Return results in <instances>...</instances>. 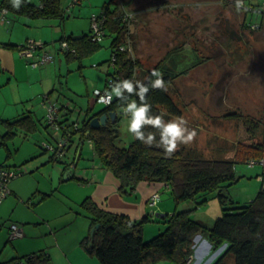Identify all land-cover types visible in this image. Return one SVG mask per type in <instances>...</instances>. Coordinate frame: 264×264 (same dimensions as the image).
<instances>
[{
    "label": "rangeland",
    "instance_id": "rangeland-1",
    "mask_svg": "<svg viewBox=\"0 0 264 264\" xmlns=\"http://www.w3.org/2000/svg\"><path fill=\"white\" fill-rule=\"evenodd\" d=\"M29 1L39 3V0ZM106 1L109 0H82L72 5L71 0H63V6H69L64 18L20 15L13 18L10 27L7 23L0 24V40H14L24 46L35 41L55 56L53 62L35 67L16 49V70L0 75V133L6 130L1 119L13 120L32 113L36 121L33 131L16 129L15 135L0 145V165L20 167L24 172L7 181L9 192L0 202V262L46 248L55 264H63L67 259L65 250L73 251L81 245L85 250L82 241L90 233V218L81 203L88 195V187L79 184V177L92 181L103 169L88 139L73 165V178L64 180L63 161L70 160L69 154L64 160L44 163L51 152L41 144H55L56 132L47 126L48 109L43 101L47 96L57 106L68 104L72 122L93 106L95 88L107 90L108 72L113 71L111 36H103L101 46L78 58L66 57L60 39L90 31L93 16L99 15ZM161 4L162 1L137 0L128 10H133L131 31L136 40L137 58L143 66L154 67L177 47L182 48L183 61L193 56L192 50L201 60L175 80L173 91L182 113L166 117L165 121L183 117L189 128L197 132L191 144L180 145L178 149H194L204 158L227 157L233 153L237 141L262 140L260 133L252 138L242 119L228 113L237 110L246 119H259L264 124V13L262 26L258 27L259 20L251 19L249 10L237 11L235 0H167V5L158 9ZM257 4L258 0H244L245 7ZM250 20L253 26L247 25ZM103 106L95 103L92 113ZM130 121V115H120L117 143L121 147L128 146L134 138L128 131ZM263 167L261 163L238 164L237 172L242 177L224 193L239 203L250 201L261 187L258 175L263 173ZM158 192V205L168 209L160 210L161 214L195 205L190 201L177 204L166 187ZM157 212L154 217L157 218L145 224V239L165 227L158 221L161 219ZM221 215L218 198H212L194 211L192 217L212 226ZM13 224L19 227L21 236L12 237ZM82 230L85 233L78 239ZM199 237L194 239V256L189 264H209L221 250L213 252L210 248L205 255L199 254L202 243H196ZM204 240L209 242L205 237ZM227 262L235 264L234 257L229 256ZM156 264L177 263L161 260Z\"/></svg>",
    "mask_w": 264,
    "mask_h": 264
},
{
    "label": "trees",
    "instance_id": "trees-1",
    "mask_svg": "<svg viewBox=\"0 0 264 264\" xmlns=\"http://www.w3.org/2000/svg\"><path fill=\"white\" fill-rule=\"evenodd\" d=\"M62 1L39 0L36 4L23 0L17 10L12 6L11 0H0V8H8L15 17L22 15L30 18H64L69 6H63ZM81 1L71 0V3L73 5ZM135 1L137 0L106 1L98 15L103 19L104 36H111L110 60L113 64V71L108 72L109 77L105 84L106 89L112 94V102L104 104L103 112H116L115 121L109 119L106 125L95 128L91 126V117L88 115L82 120L78 132L82 141L88 139L93 143L101 167L111 171L118 179L121 193L134 190L142 181L162 182L170 188L177 204L190 201L195 205L192 208L175 210L171 214L164 213V216L158 213L156 216L161 219L158 221L165 227L157 235L145 239V224L157 217L151 218L147 214L140 219H132L126 214L103 209L90 197H86L81 206L89 214L90 230L96 224H99V227L93 237L89 233L82 244L90 254L100 260L101 264H156L161 260L188 264L194 255V239L201 234L209 240L213 252L221 249L209 264H228L229 256L234 257L235 264H264V171L258 175L261 176V187L250 201L239 203L224 193L242 177L237 172L238 164L254 165L264 160L262 120L246 119L237 110L228 113L230 117L242 119L243 125L252 133V138L259 133L263 136L260 141L249 143L237 141L233 153L227 157L204 158L201 153L188 148L184 150L180 148L170 157L166 156L164 149L158 146L160 133L151 126H146L143 131L146 135L148 133L155 135L156 142L152 145L142 143L135 136L128 146L121 147L117 143L120 137L119 119L120 115L124 114L123 108L126 107V103L112 92L118 81L130 79L148 85L146 99L152 106L151 114L163 113L166 120V117L180 116L182 113V107L175 99L173 91L175 80L201 63L195 50L191 52L192 57L183 61L182 48L177 47L168 51L154 67L143 66L142 61L137 58L136 40L131 31L133 10L132 12L128 10ZM153 1L157 3L162 1L158 9L167 5V0ZM248 5L246 8L251 13V19H258L256 23L261 27L264 0H258L256 7ZM253 23L250 20L247 25L253 26ZM61 40L68 42L69 48H62L67 57L78 58L101 46L100 40L92 39L91 30L81 35H68ZM1 45L11 49H20L23 46L15 43ZM153 70L161 72L167 91L151 88L149 79H156L150 75ZM128 100H135L138 104L140 102L135 94L129 96ZM1 121L6 130L0 133V144H5L8 137L15 135L16 129L31 132L36 128L32 114ZM51 156L53 160L60 159L53 154ZM212 198H218L222 215L212 226H208L193 218L192 214ZM229 204L231 206H228ZM0 264H54V262L47 250H41L14 256Z\"/></svg>",
    "mask_w": 264,
    "mask_h": 264
},
{
    "label": "crops",
    "instance_id": "crops-1",
    "mask_svg": "<svg viewBox=\"0 0 264 264\" xmlns=\"http://www.w3.org/2000/svg\"><path fill=\"white\" fill-rule=\"evenodd\" d=\"M9 16H11L10 22L7 23V25L10 27V25H12L13 22L15 21L13 18L17 19L18 17H15L11 13L9 14ZM2 23H5V22L0 20V24H2ZM2 43L18 44L14 40H0V75L2 72L13 73L16 70L17 61H18V54L16 53V49L6 48V47L1 45ZM10 50L14 51V52H9ZM54 59H55V56H54ZM53 60L51 62H53ZM51 62H49V63H51ZM49 63H46V64H49ZM8 80H9V78H8ZM47 98H48V101H47L48 104H49V101L54 102V101L50 100L49 97L46 96L43 103L47 100ZM44 107H46V106H44ZM58 110H59V114H60L62 120L66 121L68 119V122L70 123L69 111L71 110V108H69V105L64 104V105L58 106ZM85 117H86V115L84 114L81 118H78L76 120H78L80 122V125H81L82 120H84ZM76 120H74V121H76ZM47 126H49V125L47 124ZM54 130L56 132L55 136L57 139V137H59V135H60V130L59 129H54ZM0 140H1V138H0ZM86 140L87 139H83V141H82L81 134L79 132H76L73 135L72 145L69 148V151H67V154H69V156H70V160L69 161L68 160L63 161L65 164L64 165V172H63V174L65 175L64 180L71 179L75 176V173L73 172V165H75L77 163V160L80 158L82 146ZM0 145H2V144H0ZM41 145L43 146L44 144H41ZM43 148H45V147H43ZM51 155H52V153H51ZM51 155H50L49 159L47 161H45L44 163L53 161V159H51L52 158ZM63 157H61V159H58V160H64ZM0 168L11 169L14 167L4 163V164L0 165ZM16 169H20L21 171L23 170L20 167L16 168ZM102 169L103 170H101L99 172L100 174H97L96 176L94 175L95 179L92 178V181H90L89 179L84 178V177H79V180H81V183H79V184L82 186L86 185L88 187L87 197H90L94 202H96V204L99 207L106 209V210H109V211H112V212L126 214V215L130 216L132 219H140V218L146 216L147 214L150 215L151 218H154L155 212L158 211L157 213H160L159 212L160 210H163V211L168 210V209H165V207H163V206L160 207L158 205L160 197L157 199L155 204L152 205V203H151L152 202L151 198H152L153 194L159 193L158 192L159 189L161 190L162 188L166 187L170 190V188L167 185L163 184L162 182L142 181L137 185V187H135L134 190H131L128 193L127 192L121 193L119 190L118 179L113 175V173L111 171L104 169V168H102ZM259 178H261V176ZM10 193H15V192L10 190ZM83 200H82V202H83ZM147 211H149V212H147ZM152 228L153 227H150L149 229L151 230ZM145 232H146V228L144 229V235H145ZM84 233H85V231L82 230L80 232V234L78 235V239H80L84 235ZM203 239H204V237L200 234V237L196 241V243H199V244L202 242L199 245V249H200L199 254H201V255L203 253L205 255L207 252H209V250L211 248L210 242H207V240L203 241ZM41 250H47V249L43 248V249H40L38 251H41ZM33 252H36V251H33ZM64 255L66 256L67 259H66V262H64L63 264H101L99 259H97L95 256L90 254L86 249L83 250L82 245L75 247V249L73 251L65 250ZM51 256H52V254H51ZM202 257L200 258L201 260H202ZM52 259H53V256H52ZM3 262H6V261H3ZM3 262H0V263H3ZM53 262H54V259H53Z\"/></svg>",
    "mask_w": 264,
    "mask_h": 264
},
{
    "label": "clouds",
    "instance_id": "clouds-1",
    "mask_svg": "<svg viewBox=\"0 0 264 264\" xmlns=\"http://www.w3.org/2000/svg\"><path fill=\"white\" fill-rule=\"evenodd\" d=\"M22 2L23 0H11L12 6L17 10ZM235 7L238 12L242 9L247 10L244 6V0H235ZM150 75L156 77L155 80L149 79L151 88L167 91L160 71L153 70ZM148 91V85L141 81L133 82L130 79L118 81L112 88L114 95L126 103V107L123 108L124 113L131 116L128 131L142 143L152 145L156 142L155 135L153 133L146 135L143 129L146 126L156 128L160 133L158 146L162 147L165 155L170 157L178 150L180 145L191 144L197 136V132L195 129L189 128L188 121L183 117L165 121L163 113L152 115V106L146 99ZM133 94L139 97V104L135 100H128V97ZM110 99L111 97L109 96Z\"/></svg>",
    "mask_w": 264,
    "mask_h": 264
},
{
    "label": "built area",
    "instance_id": "built-area-1",
    "mask_svg": "<svg viewBox=\"0 0 264 264\" xmlns=\"http://www.w3.org/2000/svg\"><path fill=\"white\" fill-rule=\"evenodd\" d=\"M9 10L8 8L2 7L0 8V20L9 23ZM102 22L103 19L99 17L98 15H94L92 19V27H91V36L93 40H101L104 36V32L102 29ZM62 48L68 49L69 45L67 41L62 42ZM123 47H121L122 49ZM21 55L24 56L27 61L32 66H41L46 63L51 62L54 59L53 53L47 50H44V45L41 43H36L35 41H29L28 45L22 46L20 48ZM94 95V102L95 103H101V104H109L112 102V94L108 90H100V89H94L93 91ZM109 96L111 99L109 100ZM48 100V98H47ZM44 106L48 109L47 114V123L49 126H52L54 129L60 130V135L56 139V143L52 144H44L43 147H45L47 150H49L55 157H63L67 154V151H69V147L72 145L71 139H73V135L78 132L80 128V122L78 120L68 122V119L66 121H63L58 110V106L55 102L49 101V104L47 101L43 103ZM261 164L264 166V160L261 161ZM23 172L20 169L16 168H0V202L2 199L7 195L8 191L6 189V183L10 179L17 177L21 175ZM160 197L159 193H154L152 196V205L156 203L157 199ZM13 234L12 237H18L22 235L21 230L19 227L15 224L12 225ZM192 258L189 260L191 261ZM189 264V263H188Z\"/></svg>",
    "mask_w": 264,
    "mask_h": 264
},
{
    "label": "water",
    "instance_id": "water-1",
    "mask_svg": "<svg viewBox=\"0 0 264 264\" xmlns=\"http://www.w3.org/2000/svg\"><path fill=\"white\" fill-rule=\"evenodd\" d=\"M95 104V103H94ZM94 104L93 106L89 107L88 109L85 110V115L88 116V117H91V121H90V124L92 127H95V128H98L100 126H103V125H106L107 122L109 121V119L112 120V122L115 121V116H116V112H103L105 107L103 108H100L98 109L97 111L93 112V109H94ZM95 113H98V114H95ZM71 147V146H70ZM69 147V148H70ZM158 215V213H157ZM165 214H161V216H164ZM99 227V224H96L94 227L91 228L90 230V236L93 237L96 229ZM200 234H198L195 238L199 237Z\"/></svg>",
    "mask_w": 264,
    "mask_h": 264
}]
</instances>
